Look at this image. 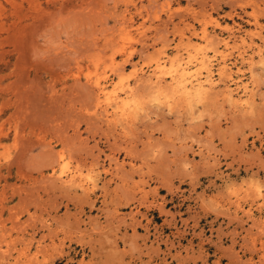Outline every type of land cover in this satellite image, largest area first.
Here are the masks:
<instances>
[{
  "label": "rangeland",
  "instance_id": "obj_1",
  "mask_svg": "<svg viewBox=\"0 0 264 264\" xmlns=\"http://www.w3.org/2000/svg\"><path fill=\"white\" fill-rule=\"evenodd\" d=\"M0 264H264V0H0Z\"/></svg>",
  "mask_w": 264,
  "mask_h": 264
},
{
  "label": "bare ground",
  "instance_id": "obj_2",
  "mask_svg": "<svg viewBox=\"0 0 264 264\" xmlns=\"http://www.w3.org/2000/svg\"><path fill=\"white\" fill-rule=\"evenodd\" d=\"M204 36V35H203ZM206 37V36H205ZM208 37V35H207ZM233 42V41H232ZM228 46V45H227ZM227 48V47H226ZM222 57V56H221ZM190 58V57H189ZM188 58L187 61L184 62V60H180V62L177 63L176 70L171 76L172 81L174 83V88H173V94L174 95H181L186 98H192V97H201L202 94L204 93V89L206 85H210L208 82H199L200 76H202L201 70H207L208 65L212 64V61L207 60L204 56L201 57L199 60H195L196 62H192ZM208 58V57H207ZM215 58V57H214ZM216 59V58H215ZM245 59V58H244ZM165 64V63H164ZM158 67V66H157ZM212 67V66H211ZM141 69V68H140ZM151 69V68H150ZM159 69V68H158ZM204 71V72H205ZM169 72V71H168ZM172 72V71H171ZM207 72V71H206ZM156 75V72H155ZM161 78L156 75L155 77V84L154 85H159ZM152 81V79H151ZM98 84V82H97ZM129 85V84H128ZM147 85V84H146ZM149 85V84H148ZM99 86V85H98ZM150 86V85H149ZM104 87V86H103ZM102 87V88H103ZM155 87V86H154ZM159 87V86H158ZM208 87V86H207ZM244 87V86H243ZM157 88V87H156ZM212 88V87H211ZM106 89V88H105ZM117 89V88H116ZM102 90V89H100ZM217 90V89H216ZM108 91V90H107ZM102 92V91H101ZM115 92V89L113 90ZM111 92V94L113 93ZM108 93V92H107ZM107 93H104L103 95L105 96V100L112 101L115 104V109L120 110L121 114L124 115L125 112L127 111L129 106H127V103L122 102L124 99L127 98H122L123 100L118 102V98L113 95H109ZM116 93V92H115ZM160 93V92H159ZM117 95V94H115ZM220 95V94H218ZM113 97V98H112ZM120 97V96H118ZM132 98V97H131ZM174 100V99H173ZM109 105V104H108ZM111 105V104H110ZM114 106V105H113ZM100 107V106H99ZM132 108V107H131ZM104 109V108H103ZM107 109V108H106ZM242 109V108H241ZM117 113V112H116ZM127 116V115H126ZM125 117V116H124ZM110 119V118H109ZM117 121V120H116ZM127 123V122H126ZM79 177V176H78ZM75 179V178H74ZM85 180V179H84ZM86 181V180H85ZM91 186V185H90ZM86 187V186H85ZM263 231V230H262Z\"/></svg>",
  "mask_w": 264,
  "mask_h": 264
}]
</instances>
